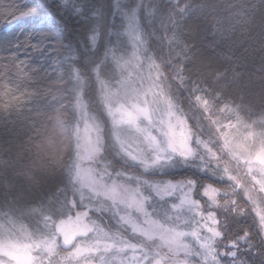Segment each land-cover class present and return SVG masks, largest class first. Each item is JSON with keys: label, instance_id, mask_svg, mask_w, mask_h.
Returning a JSON list of instances; mask_svg holds the SVG:
<instances>
[{"label": "trees", "instance_id": "1", "mask_svg": "<svg viewBox=\"0 0 264 264\" xmlns=\"http://www.w3.org/2000/svg\"><path fill=\"white\" fill-rule=\"evenodd\" d=\"M130 13L162 87L197 135L212 140L219 124L235 123L264 131V0H0L1 224L14 221L45 238L56 221L85 208L74 181L79 101L103 129L100 157L110 177L138 187L157 216L165 207L153 205V182L225 185L219 168L202 172L196 160L145 168L113 145L103 91L115 88L130 53ZM234 199L221 212L232 214L230 227L249 229L262 252L256 217L241 196Z\"/></svg>", "mask_w": 264, "mask_h": 264}, {"label": "rangeland", "instance_id": "2", "mask_svg": "<svg viewBox=\"0 0 264 264\" xmlns=\"http://www.w3.org/2000/svg\"><path fill=\"white\" fill-rule=\"evenodd\" d=\"M128 30L131 49L119 62V81L103 91L113 145L145 168L162 169L174 160H196L202 172L219 168L217 177L225 185L192 179L153 182L159 199L153 205L165 207L163 218L157 216L138 187L119 181L116 174L110 177L100 157L103 129L79 101L74 181L85 208L66 220L72 230L90 231L63 251V237L56 231L60 220L53 224V234L39 239L21 224L0 222V264H264V250H254L250 230L241 222L230 227L227 217L232 214L221 212L234 203L237 193L256 217L264 241V131L235 123L219 124L212 140L197 135L162 87L158 63L144 51L132 13ZM167 198L171 201L164 204ZM197 198L203 200L204 210ZM92 211L104 217L106 227L92 218Z\"/></svg>", "mask_w": 264, "mask_h": 264}, {"label": "water", "instance_id": "3", "mask_svg": "<svg viewBox=\"0 0 264 264\" xmlns=\"http://www.w3.org/2000/svg\"><path fill=\"white\" fill-rule=\"evenodd\" d=\"M66 228H67L66 219L60 220L56 225V231L58 233H63L65 231V236L62 241V245L65 247L70 246L73 240L79 235H81L82 233H88L90 231L89 228H85V227L79 231H71L69 229L66 230ZM154 264H162V262L160 260H157Z\"/></svg>", "mask_w": 264, "mask_h": 264}, {"label": "flooded vegetation", "instance_id": "4", "mask_svg": "<svg viewBox=\"0 0 264 264\" xmlns=\"http://www.w3.org/2000/svg\"><path fill=\"white\" fill-rule=\"evenodd\" d=\"M70 224H71V223H70ZM70 224H69L68 221H67V228H66V230H67V229H69V230H71V231H73V230H75V231H79V230H80V229H73V230H72V228L70 227ZM59 234H60L61 238H62V237L64 238V236H65V231H64L63 233H59ZM86 234L88 235V233H82L81 235H79L78 237H76V238L73 240L72 244H71L70 246H68V247L63 246V245H62V242H61V248H62V250H63V251H68V250L72 249L73 246L76 245V243H77L80 239H83L84 236H86Z\"/></svg>", "mask_w": 264, "mask_h": 264}]
</instances>
